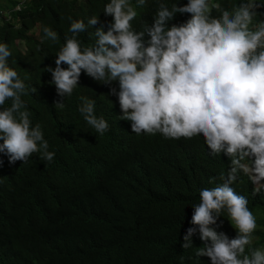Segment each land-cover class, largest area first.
Instances as JSON below:
<instances>
[{"label":"clouds","instance_id":"obj_1","mask_svg":"<svg viewBox=\"0 0 264 264\" xmlns=\"http://www.w3.org/2000/svg\"><path fill=\"white\" fill-rule=\"evenodd\" d=\"M145 3L110 0L103 11L112 17L107 31L96 16L87 24L73 20L56 67H47L52 80L41 79L55 89L38 97L8 65L11 51L0 43V168L32 158L51 162L72 139L43 125L41 114L76 106L82 134L97 138L98 146L75 158L71 182L54 170H45V176L61 186L101 184L109 192L112 223L91 221L99 232V254L106 253L110 264H264V244L253 237L261 228L253 201L235 184L238 172L246 173L262 203L264 21L253 25V20L264 14L258 12L264 0H247L231 11L210 0L171 8L157 0L153 22L137 30L132 21ZM177 14L190 18L169 25ZM97 24L95 44L82 48L79 34ZM43 33L53 42L58 38L49 27ZM81 72L85 78L75 100L71 94ZM194 144L196 153L207 151L226 160V167L208 180L214 188L200 191L193 215L187 211L185 222L172 221L167 198L157 208L141 205L135 182L155 169L184 182V162L165 157L181 161Z\"/></svg>","mask_w":264,"mask_h":264},{"label":"trees","instance_id":"obj_2","mask_svg":"<svg viewBox=\"0 0 264 264\" xmlns=\"http://www.w3.org/2000/svg\"><path fill=\"white\" fill-rule=\"evenodd\" d=\"M108 2L110 0H0V43L8 45L11 51L8 65L17 71L26 89H36V92H32L35 97L45 89L52 93L51 86L55 89L54 84L42 85L41 79L52 80L47 67H56V55L66 37L70 36L71 22L83 20L87 24L89 18L96 16L107 31L112 17L106 16L103 11ZM131 2L135 6V0ZM166 2L171 8L174 3L182 6L188 0ZM210 2L231 11L234 6L247 0ZM156 7L157 0H146L143 7H137L138 15L132 21L133 27L139 30L144 22L151 25ZM258 12L264 13V8ZM213 15L219 13L213 11ZM188 18L190 14H177L169 25L183 23ZM259 21H264V14H258L253 25ZM44 27L57 33L55 42L44 38ZM98 27L100 24L79 34L82 48L95 44L93 34ZM61 67L68 66L62 64ZM84 78L85 74L81 72L79 83L71 94L75 100L82 92ZM51 112L47 110L41 114L42 124H51L57 135L70 134L72 142L58 150L51 162L46 161L43 165L32 158L0 168V264H110L106 253L99 254V232L91 221L92 217H98L104 223H112L115 210L107 201L109 192L101 184L88 189L72 184L61 186L45 176V170H54L65 176L66 182H71L76 170L75 158L79 160L84 154L94 151L98 140L82 134L83 116L76 106L69 111L63 107ZM50 148L53 150L55 145ZM197 149L195 144L192 148L189 146L185 159L181 161H175L171 155L165 157L173 164L184 162L188 168V177L184 182L170 180L159 175L155 169L144 182H135L137 201L143 206L157 208V203L167 198L172 221L185 222L187 211L192 216L193 206L200 202V191L214 188L208 180L226 167V160L216 158L207 151L198 154ZM251 159L246 158L244 162L248 163ZM235 184L253 201L252 212L258 215L257 222L261 225L253 237L255 244L262 245L264 197L261 203L260 194L254 191L249 176L243 171L238 172ZM236 193L241 195L240 190ZM97 199L100 204L94 205ZM4 212L7 213L6 219ZM116 213L120 215L117 209ZM221 213L227 214L226 211Z\"/></svg>","mask_w":264,"mask_h":264},{"label":"rangeland","instance_id":"obj_3","mask_svg":"<svg viewBox=\"0 0 264 264\" xmlns=\"http://www.w3.org/2000/svg\"><path fill=\"white\" fill-rule=\"evenodd\" d=\"M21 45H22V44H21ZM21 45H20V46H21Z\"/></svg>","mask_w":264,"mask_h":264}]
</instances>
